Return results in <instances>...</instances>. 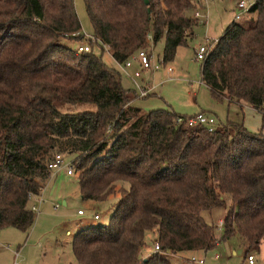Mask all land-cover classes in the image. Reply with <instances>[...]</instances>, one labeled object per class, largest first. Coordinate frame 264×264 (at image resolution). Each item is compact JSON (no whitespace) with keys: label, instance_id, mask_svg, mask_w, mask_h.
I'll return each instance as SVG.
<instances>
[{"label":"trees","instance_id":"obj_1","mask_svg":"<svg viewBox=\"0 0 264 264\" xmlns=\"http://www.w3.org/2000/svg\"><path fill=\"white\" fill-rule=\"evenodd\" d=\"M91 51L76 54L60 39L81 42L74 0H0V230L27 233L55 155L73 157L84 201H118L106 226L72 238L78 264H168L165 253L206 252L215 228L201 216L230 206L220 241L238 237L245 253L264 245V136L227 122L209 132L176 124L167 110L142 113L93 48L123 64L163 41L162 63L194 39L192 13L202 0H82ZM251 26L230 24L210 48L200 80L218 103H244L264 119V0L248 10ZM92 104L95 111L57 106ZM160 252L142 256L147 232Z\"/></svg>","mask_w":264,"mask_h":264},{"label":"rangeland","instance_id":"obj_2","mask_svg":"<svg viewBox=\"0 0 264 264\" xmlns=\"http://www.w3.org/2000/svg\"><path fill=\"white\" fill-rule=\"evenodd\" d=\"M237 1L202 0L200 2V10L197 11L203 15V18L198 19L200 24L193 30V32L196 30L197 38L189 40L186 46L179 47L175 61L169 64L176 69L170 80H167L160 71H143L140 79L136 80L139 87L151 84L156 86L155 94L150 97H139L135 84L122 73L107 50L103 49L101 52V49L95 46L92 50L93 54L101 56L107 67L120 72L122 86L134 91L138 97L131 103V106L142 113L167 110L184 117L204 113L214 117L215 125L226 124L229 121L243 125L251 133L264 136V119L259 113L249 106L241 108L232 106L227 110L225 102L218 103L212 99L209 90L201 83L200 68L193 61L194 41L195 43L212 44L214 39L220 38L224 30L232 23L243 27L251 26L255 15L236 8ZM245 2L248 6L255 0H245ZM74 8L81 25L82 35L92 36L83 1L74 0ZM192 15L194 16V13ZM237 15L239 19H235ZM204 22L207 23V27L211 26V34L207 33L206 25L202 24ZM222 23L224 24L223 29ZM59 43L75 50L83 41L78 43V41L60 39ZM162 49L163 41L157 45L152 43L147 45L146 52L149 54L151 51L153 64H158L161 60ZM131 72L128 71L129 75H132ZM57 108L61 112L70 113L95 111L92 104L65 105L57 106ZM64 158L66 161L73 160L70 156ZM63 174L60 173L52 179L49 177L40 197L31 201V204L36 207V219L27 233L13 228L0 230V264H78L73 258L71 249L73 236L81 229L106 226L109 223L119 197L111 195L102 202L84 201L80 196L74 176L67 177ZM40 199L41 202L38 203ZM221 199L222 206L201 213L204 221L210 226L215 227L220 220H223L230 206L229 195H224ZM78 211L82 213L79 214ZM94 214L98 216V219H94ZM215 235L218 238L217 246L210 251L195 255L196 258H202L204 264H245L243 263L244 257L249 254L254 255L255 264H264V245L260 247L259 252L245 253L246 243L242 239L232 237L220 241L222 234L216 229ZM144 241L142 256L148 257L153 253L155 231L147 232ZM6 247L8 248L5 249ZM168 254L162 255L167 262L188 264L179 259L170 258ZM215 255L220 256L218 261L214 259Z\"/></svg>","mask_w":264,"mask_h":264},{"label":"built area","instance_id":"obj_3","mask_svg":"<svg viewBox=\"0 0 264 264\" xmlns=\"http://www.w3.org/2000/svg\"><path fill=\"white\" fill-rule=\"evenodd\" d=\"M253 4V2L251 3ZM251 5L246 6L245 0H240L237 4V8L243 11H246L249 9ZM194 17L197 19H202L203 15H201L198 11L194 12ZM205 18V15H204ZM239 15L235 17V19H239ZM74 37H81L83 41L82 44L78 45L76 50V54L80 53H88L91 51V43H95L96 40L92 36H86L82 35V33H77L73 35ZM152 36L151 34H148L145 38V43L151 44L152 43ZM217 42V40L213 41L212 44H198L194 50V56H193V61L199 66L201 69L202 65L204 64L205 60L207 59L208 53L210 48L213 46V44ZM133 62H137L139 69L132 73V75H129L126 73V69L130 68ZM122 71V73L127 76L132 82L135 84L136 89H138L139 92V97L140 98H145L151 94H155V85H150V86H141L139 87L138 84L136 83L137 79H140V74L143 71H151V72H156L160 71L162 75L166 76L167 80H170V78L174 75L175 70L173 67L170 65H163L162 63V58L156 63H152V54L151 51L148 54L146 52V48L141 49L137 52H135L128 60H126L123 64L118 65ZM176 124H184L188 127H194V126H203L205 127L209 132H212L215 130V119L212 115H205L204 113H198L195 116L192 117H186V118H180L176 120ZM48 170H49V177L52 179L55 176H57L60 173H64L67 176H73L74 170L72 167V160L66 161L65 158L62 155H55L54 160L48 165ZM40 197V196H39ZM41 202V199L38 201V203ZM30 209L32 211H36V207L31 204ZM81 214L82 212H78ZM94 219H98V216L95 214ZM219 233H223V222L219 221L215 227H214ZM216 244H218V238L216 241ZM8 247H6L7 249ZM160 252V247L157 243H154L153 246V253H158ZM214 259L218 261L220 259L219 255H215ZM182 261L188 263V264H204V260L202 258H196L195 256H191L187 259H182ZM244 262L245 264H255V257L252 254H249L244 257ZM222 264V263H219Z\"/></svg>","mask_w":264,"mask_h":264},{"label":"crops","instance_id":"obj_4","mask_svg":"<svg viewBox=\"0 0 264 264\" xmlns=\"http://www.w3.org/2000/svg\"><path fill=\"white\" fill-rule=\"evenodd\" d=\"M240 0H238L237 1V3H236V8H237V4H238V2H239ZM238 10V9H237ZM240 10V9H239ZM249 9H247L246 11H248ZM207 22V21H206ZM206 22H204V23H202L203 25H206L205 26V29H206V31H207V33L208 34H211V26H209V27H207V23ZM221 27H222V29L224 28V24L222 23L221 24ZM194 33V38H197V36H196V30L193 32ZM208 38V37H207ZM219 38H217V39H214V40H218ZM198 44H200L199 42H197V43H195V41H194V45H193V49L195 50V48H196V46L198 45ZM178 49L179 48H177V50H176V54H175V57H174V61H175V58H176V56H177V52H178ZM173 61V62H174ZM172 62V63H173ZM137 68V69H136ZM174 68V67H173ZM139 69V66H138V63L137 62H133L132 63V65H131V67L130 68H128V69H126V73L127 74H129L128 73V71L130 70V71H132L131 73H134L135 71H137ZM174 70H176L175 68H174ZM176 72V71H175ZM127 77V76H126ZM128 78V77H127ZM129 79V78H128ZM130 80V79H129ZM132 81V80H131ZM151 95H153V94H151ZM151 95H149V96H147V97H150ZM147 97H145V98H147ZM226 103V102H225ZM244 103H237V104H227L226 103V105H227V110H229V108H231L232 106H234L235 108H241L242 106H245V107H248L246 104L245 105H243ZM258 113V112H257ZM64 175V174H63ZM64 176H67V175H64ZM67 177H72V175L71 176H67ZM75 178V177H74ZM78 212H81V211H78ZM95 215V214H94ZM94 217V216H93ZM220 221H222V220H220ZM70 234V233H69ZM6 249V248H5ZM246 250V249H245ZM199 253H201V252H190V253H180V254H175V255H173V254H168L169 255V257L170 258H172V259H179V260H181L182 261V259L181 258H183V259H187V258H189V257H191V256H195V255H198ZM263 253H264V251H263ZM164 255H166V253L164 254ZM189 256V257H186V256ZM173 262V261H172ZM243 263H245L244 262V260H243ZM168 264H172L170 261H168Z\"/></svg>","mask_w":264,"mask_h":264}]
</instances>
